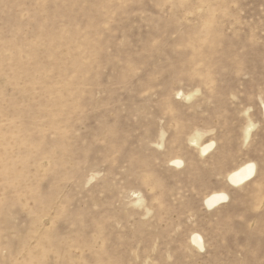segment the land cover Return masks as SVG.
<instances>
[{
  "label": "rangeland",
  "instance_id": "rangeland-1",
  "mask_svg": "<svg viewBox=\"0 0 264 264\" xmlns=\"http://www.w3.org/2000/svg\"><path fill=\"white\" fill-rule=\"evenodd\" d=\"M263 105L264 0H0V264H264Z\"/></svg>",
  "mask_w": 264,
  "mask_h": 264
},
{
  "label": "bare ground",
  "instance_id": "bare-ground-1",
  "mask_svg": "<svg viewBox=\"0 0 264 264\" xmlns=\"http://www.w3.org/2000/svg\"><path fill=\"white\" fill-rule=\"evenodd\" d=\"M263 111H264V105H263ZM212 145H213L212 142L202 145L201 152L206 153L212 147ZM173 162L174 164L177 165L182 163V161L178 159L173 160ZM255 171H256L255 164L253 162L246 161L238 165L231 171H229V173L227 174V181L235 186L245 184L254 177ZM226 198H227V194L225 192L214 191L206 195L203 201L208 208H213L219 205L220 203H222ZM192 242L195 243L200 248L203 246L202 237L198 233H194L192 235Z\"/></svg>",
  "mask_w": 264,
  "mask_h": 264
}]
</instances>
